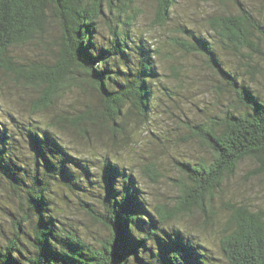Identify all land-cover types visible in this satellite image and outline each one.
I'll return each instance as SVG.
<instances>
[{"label": "trees", "instance_id": "1", "mask_svg": "<svg viewBox=\"0 0 264 264\" xmlns=\"http://www.w3.org/2000/svg\"><path fill=\"white\" fill-rule=\"evenodd\" d=\"M152 1L153 24L168 26L177 0ZM237 4L236 13L212 17L210 30L224 51L236 56H245L246 50L263 54L262 19L240 1ZM140 13L135 0H0V68L17 83L38 91L30 106L32 115L51 113L63 91L77 86L79 78L89 82L100 99V105L53 113L44 128L18 121L15 128L32 154L28 159L17 155V138L0 117V175L19 196L26 215L17 219L14 237L0 243V264H264L262 211L231 207L230 218L216 238L218 255L177 226L195 213L205 214L243 162L254 161L256 174L264 176V101L239 84L237 73L225 67L217 48L203 34L179 27L171 43L187 55L204 58L226 91L238 96L247 110L228 108L204 122H186L190 139L204 145L211 158L194 164L176 162L184 178L178 182L173 206H159L153 214L133 172L122 168L118 159L108 154L81 158L58 135L72 132L87 143L105 146L128 144L129 115L149 120L156 91L168 88L160 80L156 62L160 48L130 35ZM51 21L61 32L55 64L25 65L10 55L13 48L43 38ZM102 26L111 37L100 44ZM1 108L0 104V116ZM96 167L104 181L99 199L87 195L81 183L92 182ZM144 173L151 181L159 176L152 163ZM53 183L72 191L79 208L109 237L98 244L88 242L65 222L66 217L54 210Z\"/></svg>", "mask_w": 264, "mask_h": 264}, {"label": "rangeland", "instance_id": "2", "mask_svg": "<svg viewBox=\"0 0 264 264\" xmlns=\"http://www.w3.org/2000/svg\"><path fill=\"white\" fill-rule=\"evenodd\" d=\"M135 1L141 13L131 27L130 35L136 41L139 38L145 39L154 49L160 48L162 53L156 58V62L162 74L160 80L168 91H156L153 102L155 109L147 122L140 120L135 113L129 115L132 134L127 140L128 144L118 142L114 145L107 143L105 146L96 142L87 143L72 132L58 135L81 158L94 159L98 155L104 157L108 154L110 158L118 159L122 168L126 167L127 171L133 172L152 213L155 214L157 207H171L176 201L178 182L184 178L176 162L194 164L211 158V152L204 145L190 139L186 122L201 123L213 115L222 114L228 108L239 112L247 110L238 96L226 91L220 77L208 69L204 58L180 51L171 43V37L178 35L177 29L184 26L203 34L217 48L225 67L232 73H237L239 84L244 83L264 101V41L263 54L246 50L245 56H236L233 52L223 50L208 25L212 17L236 13L238 1L264 23V0H177L172 10V20L164 28L153 24L155 3L152 0ZM100 32L98 43H106L111 37L109 29L102 26ZM60 36L57 22L51 21L43 38L13 48L10 55L25 65H53L59 58ZM38 96L35 88L17 83L0 68V117L10 133L14 134V138H17L14 141L18 146L17 155L26 159L32 154L15 128L18 121L25 122L27 126L44 128L53 113L72 112L86 104L100 105L94 87L81 78L77 86L63 91L51 113L32 115L30 106ZM149 163L158 170L156 181H151L144 173L145 166ZM98 167L93 168L90 184L81 182L84 189L86 187V194L97 199L104 194V181L98 174ZM256 169L254 161L243 162L237 173L215 194L211 208L205 214L195 213L180 220L177 226L190 233L192 240L209 244L218 255L216 238L230 218L231 207H248L253 212H264V176L256 174ZM52 190L56 193L54 198L57 205L54 210L66 217L64 221L77 229L84 239L98 244L109 237V232L103 226L94 222L79 208L78 197L72 191L66 187L61 188L58 183L52 184ZM21 208L19 196L0 175L1 244L14 237L17 219L26 216ZM24 208L26 210L27 206ZM97 208H100L99 204ZM32 227L33 225L30 230ZM29 236L28 230V239Z\"/></svg>", "mask_w": 264, "mask_h": 264}]
</instances>
